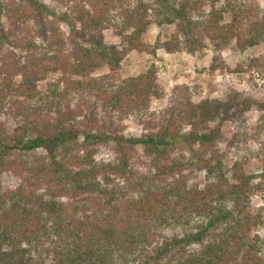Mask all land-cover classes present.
<instances>
[{"label":"trees","instance_id":"16d2710c","mask_svg":"<svg viewBox=\"0 0 264 264\" xmlns=\"http://www.w3.org/2000/svg\"><path fill=\"white\" fill-rule=\"evenodd\" d=\"M51 1L65 11L0 0V119L21 121L9 134L0 120V174L19 179L13 190L0 187V264H264V206H250L264 193V169L228 170L215 147L219 127L210 126L264 106L235 93L193 104L184 91L152 111L164 97L158 67L119 78L130 52L155 57L159 48L194 54L209 44L207 71L226 69L222 50L263 40L258 0ZM170 24L177 30L164 43L143 40L152 25ZM106 30L119 47L104 43ZM102 66L108 73L92 76ZM248 67L263 70L264 58ZM49 74L58 76L42 95ZM130 118L141 138L124 136ZM108 143L116 158L95 161ZM138 146L156 153L142 170L133 162ZM37 150L45 158L30 163ZM195 170L205 172L202 186L190 179Z\"/></svg>","mask_w":264,"mask_h":264},{"label":"rangeland","instance_id":"374dc122","mask_svg":"<svg viewBox=\"0 0 264 264\" xmlns=\"http://www.w3.org/2000/svg\"><path fill=\"white\" fill-rule=\"evenodd\" d=\"M45 10L49 13H63L65 8L51 0H41ZM259 6L264 9V0H258ZM64 38L68 41V51H71L74 43L70 41L66 26L61 25ZM177 25H163L161 28L152 25L143 36V40L151 45L164 43L172 34L176 33ZM103 41L108 46L119 47V39L109 30L103 32ZM159 41V42H157ZM35 42L41 48L47 46L43 37H36ZM80 43V42H79ZM6 44V43H5ZM221 60L226 64V69L210 74L207 69L212 59V48L207 44L201 52L187 54L186 52L167 53L163 49H157L155 57L145 53L130 52L120 63L119 78L127 79L136 76L146 70L151 64L158 67L157 83L164 97L152 102L151 110L159 111L167 105H173L172 98H179L182 92L187 91L190 101L197 104L204 99L224 100L229 94H239L259 105L264 106V69L249 68L251 59L264 58V35L258 45L247 48L245 51L225 49L220 52ZM108 73V67L102 66L96 69L92 76ZM57 74H49L45 80L39 83L38 90L45 94L48 84L56 80ZM180 88L181 91L175 90ZM4 123L5 130L11 134L21 124L20 120H14L3 116L0 119ZM211 127H219V135L215 147L222 154L223 162L228 170L234 164H240L246 175H259L264 169V109L253 107L245 113L241 121H225L220 124H211ZM124 136L131 139L141 138L142 127L135 119H129L124 123ZM188 127H184L182 134H187ZM113 144L99 146L95 155V161L111 162L116 158L113 152ZM148 152V151H147ZM141 146L136 147L135 161L137 168L144 169L156 159V153H147ZM180 152V151H178ZM148 155V156H147ZM176 155L172 153V156ZM44 150H37L27 154L30 163H37L45 158ZM137 158V159H136ZM204 170H195L190 175L193 182L202 186L204 183ZM19 183V179L12 174H0L1 189L13 190ZM45 193V192H44ZM251 208L264 206V193H256L250 197ZM263 233V232H261ZM161 241V240H160Z\"/></svg>","mask_w":264,"mask_h":264}]
</instances>
